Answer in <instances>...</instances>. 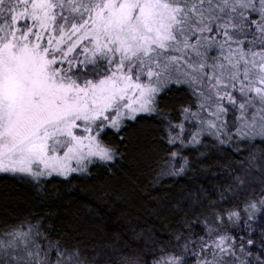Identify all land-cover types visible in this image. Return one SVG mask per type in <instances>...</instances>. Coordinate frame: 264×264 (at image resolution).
Here are the masks:
<instances>
[{"label":"snow or ice","instance_id":"obj_1","mask_svg":"<svg viewBox=\"0 0 264 264\" xmlns=\"http://www.w3.org/2000/svg\"><path fill=\"white\" fill-rule=\"evenodd\" d=\"M0 264H264V0H0Z\"/></svg>","mask_w":264,"mask_h":264},{"label":"trees","instance_id":"obj_2","mask_svg":"<svg viewBox=\"0 0 264 264\" xmlns=\"http://www.w3.org/2000/svg\"><path fill=\"white\" fill-rule=\"evenodd\" d=\"M7 188L10 192L16 193L18 195L23 194L22 187L18 186V182L14 181L8 176L0 175V189Z\"/></svg>","mask_w":264,"mask_h":264}]
</instances>
